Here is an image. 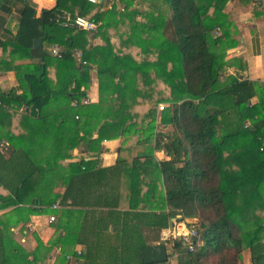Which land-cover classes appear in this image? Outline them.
Listing matches in <instances>:
<instances>
[{
  "label": "trees",
  "instance_id": "obj_1",
  "mask_svg": "<svg viewBox=\"0 0 264 264\" xmlns=\"http://www.w3.org/2000/svg\"><path fill=\"white\" fill-rule=\"evenodd\" d=\"M228 1L143 0L151 12L131 10L128 15L137 16V20L135 24L132 21L130 34H150L149 28L158 34L154 44L137 45L136 53L127 44L122 51L109 40L92 46L93 34L88 30L63 26L58 21V14L64 10L87 15L95 7L102 8L100 2L57 0L54 8L43 9L37 16L33 3L0 0V12L6 14L21 4L16 35L9 40L0 37V46L10 48L13 57L33 60L13 66L22 93L15 89L0 92V143L6 138L13 148L10 157L0 151V186L9 192L0 194L1 209L16 205V214L50 211L47 206L58 199L53 193L58 180L66 184L61 205L73 206L80 197H90L82 196L91 192L86 181L96 174L90 162L64 163L69 151L83 143L89 151L101 153L105 137L137 135L148 142L155 137V147L162 145L170 156L168 160H155L164 177L167 212L111 208L98 217L91 213L83 226L86 233L80 230L76 236L68 224L63 228L60 224L56 236L48 244L40 243L30 254L16 243L7 254L0 226V264H38L54 247L61 249L58 264H65L68 254L73 255V264H149L144 248L152 239H147L145 228L157 224L167 227L172 217L178 221L196 219L188 225L198 231L193 250L174 238L171 255H178V264H239L247 248L252 252L251 264H264V117L234 133L226 132L217 121L218 114L235 106L242 120L264 112V100L250 104L256 94L255 83L223 81L225 50L235 44L231 23L223 11ZM121 2L128 11L135 0H116L111 17L120 13L117 6ZM102 15L89 19L98 21ZM147 17L151 24L145 22ZM167 28H171L168 37ZM217 30L221 32L217 34ZM54 43L64 46L60 56L47 49ZM78 49L82 51L81 62L74 56ZM6 61L0 59L2 70ZM92 61L99 68L101 98L98 104L85 106L81 100L86 90L82 88L89 87L88 64ZM51 64L58 70L56 82L48 75ZM117 77L119 82L115 84ZM137 77L143 82L142 91L137 88ZM141 98L170 103L163 121L173 125L171 132H156L155 118L148 120L155 110L139 118L132 107ZM48 149L49 154L44 156ZM139 160L134 159L133 168L149 165L148 159ZM85 164L88 168L82 170ZM131 189L137 194L139 182ZM152 216L158 218L157 222L150 221ZM111 225L114 234L107 231ZM77 243L84 245L81 253L73 250ZM29 255L33 260L27 259Z\"/></svg>",
  "mask_w": 264,
  "mask_h": 264
},
{
  "label": "crops",
  "instance_id": "obj_2",
  "mask_svg": "<svg viewBox=\"0 0 264 264\" xmlns=\"http://www.w3.org/2000/svg\"><path fill=\"white\" fill-rule=\"evenodd\" d=\"M28 3H33L36 9V15L40 16L43 9H52L56 6L57 0H26ZM116 0H99L102 3V8H93L87 15H82L89 18L96 14H103L99 18L103 26L102 31H89L93 34L91 38V45H104L107 40L114 43L122 51H126V44L132 47V51H139V44H154L157 37V32H152L149 28L148 33L135 35L130 34L133 31V25L136 22V18H132L128 14H131V10L142 9L144 11L151 12L147 5L142 4L143 0H135V3L126 11V6L121 2L118 4L117 9L120 13L116 17L110 16V10L112 9ZM141 3V5H140ZM147 4V3H146ZM144 6V7H143ZM147 6V7H146ZM21 4H17L11 13L6 14L0 12L3 17L0 20V37L5 40L13 38L18 30L20 22V10ZM150 11H149V10ZM69 11V10H67ZM118 11L116 13H118ZM124 11V15L121 12ZM224 13L228 15L229 22L231 23L230 33L231 38L235 44L227 45L225 50V72L224 79L228 83H233L236 79L238 81L250 80L255 83L256 94L252 97L250 104L255 105L264 100V0H229L224 8ZM125 14H127L125 16ZM132 19V20H131ZM97 21V22H98ZM134 24H133V22ZM147 24H151L150 18H145ZM106 24V27H105ZM101 26V27H102ZM165 31V30H164ZM168 28L165 31V36H171V32ZM221 32L216 31L217 34ZM89 33V34H90ZM91 34V35H92ZM59 49H64V46L59 43H54ZM52 46H48L50 50ZM133 53L136 57L140 54ZM146 56V53H142ZM74 56L77 61L81 62L82 51L74 50ZM7 59L5 62L4 70L0 67V92H9L15 89L17 93H22L23 89L17 78L14 65L30 63L33 60L20 56H12L10 54V48L3 49L0 46V59ZM86 63V62H85ZM89 87L82 89L86 90V96L82 98L83 105H94L100 102V81L98 64L95 61L89 62ZM57 67L55 64H51L48 68L49 78L56 82L57 80ZM119 82L117 77L114 81L115 84ZM123 84V82L121 83ZM139 84L141 86H139ZM125 86V84H123ZM143 82L137 77V88L142 91ZM157 89V88H156ZM167 92L166 89L163 90ZM72 102V105H74ZM164 104V109H159V105ZM170 106L166 101H155L154 98H141L138 103L132 107L133 111L138 114L140 119L144 116L148 117L150 110H155L154 115H150L148 120H152V117L156 120V132H171L173 125L164 122V113L168 111ZM24 106L19 110L22 113ZM248 113V112H247ZM79 117V114L76 116ZM264 112L248 116L246 120H242L239 115L237 107H233L226 112L218 114L217 121L220 122L225 131L228 133H234L245 127L246 124H251L254 121L262 119ZM147 120V119H146ZM170 130V131H168ZM93 139L97 138V132H94ZM155 137L152 142H148L146 139L133 136L124 137L121 134L119 137H105L101 142V153L96 151H89L86 147L87 143H83L80 146H76L69 151L70 156L64 160L65 165L69 163L80 162L81 160L90 162V167L94 169L95 175L86 181L87 189H92L89 194L82 196H90L88 198L78 197L77 204L61 205V197L65 193L66 184L63 181L58 180L53 185V193L58 195L56 203H59L58 208H54L53 205L47 206L50 211H42L38 213L29 214V212L22 211L20 214L13 212L17 209L16 205H11L8 208H0V226L3 229L6 240L5 252L7 254L12 253V245L14 243L21 246L27 253H31L40 243L48 244L53 237L56 236L58 226L62 224H68L74 235L78 236L79 231L86 233L87 229L83 226L87 221V217L90 218L91 213L98 215L109 211L111 208L117 211L124 212L130 211H146L159 214L162 211L167 212L169 207L166 202V187L164 183V177L159 173L155 160H168L170 156L167 155L165 149L161 145L155 147ZM13 148L10 142L5 138L0 143V151L5 154L6 157H10ZM50 150L44 152V156L48 155ZM147 155V156H146ZM140 159V162H145L148 159L149 165H143L133 168L132 163L134 159ZM122 161V163H121ZM63 165V164H62ZM124 165V166H121ZM64 166V165H63ZM88 168L83 165L82 170ZM136 169V170H135ZM139 182L141 189L135 194L131 189L133 183ZM112 189H115L112 191ZM0 194L3 196L9 195L7 189L0 186ZM134 199H131V198ZM29 204V203H28ZM30 205V204H29ZM33 205V204H31ZM112 205V206H111ZM36 207V206H31ZM46 207V206H44ZM26 211V210H25ZM56 215V220L50 222V215ZM122 218V217H121ZM150 221H156L158 218L152 216ZM26 220V221H25ZM15 221H18L15 223ZM186 221V220H185ZM196 219H194V222ZM157 222V221H156ZM182 221H178L177 218H170L169 225L167 227H159V225H152L145 228V235L149 241V245L158 243H167L169 239H172V231L177 229L178 224ZM187 222V221H186ZM109 233L114 234V226L107 227ZM160 237L155 240L154 237ZM154 239V240H153ZM173 243V242H172ZM148 245V246H149ZM147 247V246H146ZM60 247H54L51 254L45 261H39L38 264H58L59 257L61 255ZM74 251L81 253L84 250L82 243H77ZM169 251V249H168ZM1 247H0V259H1ZM172 260L171 264H178L177 258ZM27 259L33 260V256H27ZM73 255L68 254L65 264H73ZM252 252L250 248L243 251L242 259L239 264H251Z\"/></svg>",
  "mask_w": 264,
  "mask_h": 264
},
{
  "label": "built area",
  "instance_id": "obj_3",
  "mask_svg": "<svg viewBox=\"0 0 264 264\" xmlns=\"http://www.w3.org/2000/svg\"><path fill=\"white\" fill-rule=\"evenodd\" d=\"M93 3H97L99 0H88ZM58 21L67 27H77L80 29L88 30V31H96L98 27L101 25V22L93 21L87 17L82 15H74L70 11L64 10L57 16ZM218 32V30H217ZM51 52L55 55L61 54V49H59L56 45L51 47ZM84 98V97H83ZM74 105H77V101L74 100ZM82 103V100H81ZM165 105L160 104L159 109H164ZM60 205L59 203L53 204L54 208H58ZM56 215H50L49 221L54 222L56 220ZM172 235L174 238H180L183 243L189 246L190 250L194 249L196 244V237L198 236L197 229L190 227L186 221H182L178 224L177 229L172 231Z\"/></svg>",
  "mask_w": 264,
  "mask_h": 264
},
{
  "label": "water",
  "instance_id": "obj_4",
  "mask_svg": "<svg viewBox=\"0 0 264 264\" xmlns=\"http://www.w3.org/2000/svg\"><path fill=\"white\" fill-rule=\"evenodd\" d=\"M186 221L187 223H193L194 219L187 218ZM144 258L146 263L149 264L167 262L169 259V251L167 244L158 243L145 247Z\"/></svg>",
  "mask_w": 264,
  "mask_h": 264
},
{
  "label": "rangeland",
  "instance_id": "obj_5",
  "mask_svg": "<svg viewBox=\"0 0 264 264\" xmlns=\"http://www.w3.org/2000/svg\"><path fill=\"white\" fill-rule=\"evenodd\" d=\"M169 31L171 32V28L169 29ZM168 131H170V130H168ZM164 132H166V131H164ZM253 228H254V226H253ZM173 240H174V237L172 236V239L170 238L169 241H167V243H166L167 244V247L169 249V259L167 261V263H169V264H171L173 262L172 260L175 258V256L171 255L172 254V251H173V248H172V246H173V243H172Z\"/></svg>",
  "mask_w": 264,
  "mask_h": 264
}]
</instances>
